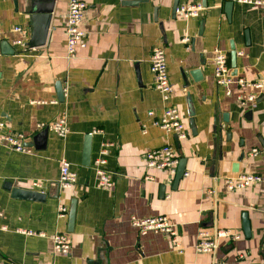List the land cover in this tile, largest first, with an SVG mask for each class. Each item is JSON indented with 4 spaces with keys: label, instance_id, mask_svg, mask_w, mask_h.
Segmentation results:
<instances>
[{
    "label": "crops",
    "instance_id": "obj_1",
    "mask_svg": "<svg viewBox=\"0 0 264 264\" xmlns=\"http://www.w3.org/2000/svg\"><path fill=\"white\" fill-rule=\"evenodd\" d=\"M37 1L0 0L1 133L23 134L27 145L46 129L40 125L63 116L69 133L61 138L49 129L45 150L33 146L18 153L0 145V264H264V184L232 192L225 183L230 176L264 173V92L244 106L237 100L240 90L233 86L232 96H226L214 73L216 50H221L234 76L264 81V8L237 0H180V5L204 8L199 17L184 18L173 16L174 0H85L87 46L70 58L68 0H55L47 45L27 46ZM229 1L234 2L231 20L225 11ZM17 27L26 30V46L16 44L22 39ZM6 46L14 55L4 54ZM156 47L166 51L174 88L171 105L180 110L186 138L153 125L167 106L150 69ZM197 69L198 82L190 75ZM88 136L90 166L84 164ZM165 145L186 160L176 187V175L146 165V154ZM254 149L257 156L251 155ZM102 156L113 180L108 189L99 186L95 170ZM62 160L78 177L71 189L60 186ZM15 189L39 192L46 199L16 198ZM74 201L76 218L69 232ZM61 207L69 210L65 218ZM244 214L250 238L244 233ZM155 216H167L176 225L182 251L170 237L141 235L132 225L133 217ZM200 230L212 236L226 230L240 238H223L215 254H199ZM59 233L68 235L69 254L54 250L51 238Z\"/></svg>",
    "mask_w": 264,
    "mask_h": 264
},
{
    "label": "built area",
    "instance_id": "obj_2",
    "mask_svg": "<svg viewBox=\"0 0 264 264\" xmlns=\"http://www.w3.org/2000/svg\"><path fill=\"white\" fill-rule=\"evenodd\" d=\"M237 2L242 5L264 8V0H237ZM87 7L88 5L85 0H68L66 33L68 37L67 50L70 58L75 56L79 48L85 49L87 46L86 32L83 29V22ZM203 9V6L200 4H184L178 7L177 13L181 14L184 18H197L200 16ZM15 30L22 36V39H19L16 44L26 46V30L22 27H17ZM150 67L153 75L154 87L162 96L163 101L167 104L161 118L153 120V125L159 126L167 132H175L180 138H186L187 133L180 110L177 106L171 105L174 88L168 72L166 51L163 47H156L153 50ZM214 67L217 85L224 88L226 96H232L233 86L239 89L240 92L237 94V100L242 105L247 106L254 104L259 95L264 92V81L248 82L244 78H237L233 75L229 64V56L224 51L216 50ZM246 88H252L255 92L246 94L243 92ZM148 115L150 118H154L155 116L153 112ZM3 127L4 125L0 124V145H4L10 150L18 153L31 151V149L25 145L27 140L25 135L3 134L1 133ZM44 128L53 130L61 138H66L69 133L65 116L48 126L40 125V129ZM107 153V150H102L103 156L107 155ZM258 154L259 150L257 149H254L251 152L252 156H257ZM103 156L95 162V170L99 180V186L101 188L108 189L113 186V180L105 169L107 160ZM179 162V156L170 145H165L146 154V165L148 168L154 170H165L173 177L176 175ZM60 172V186L63 189L73 188L77 183L78 177L77 174L72 171L71 165L68 161H61ZM147 178L149 180L152 179V177ZM225 183L227 188L232 192L247 189L253 185L264 184V173H248L230 176L226 178ZM68 213L69 210L67 207L60 208V217H67ZM132 225L141 235L155 233L164 234L167 237H170L174 247L177 250L182 251L181 245L178 242L179 231L176 225L173 224L167 216H155L150 218L133 217ZM223 238L238 240L240 235L222 230L217 232L215 236H212L208 230H200L196 251L199 254H215L220 246L219 240ZM51 239L56 252L62 254L70 253L71 244L66 233L56 234L52 236Z\"/></svg>",
    "mask_w": 264,
    "mask_h": 264
},
{
    "label": "water",
    "instance_id": "obj_3",
    "mask_svg": "<svg viewBox=\"0 0 264 264\" xmlns=\"http://www.w3.org/2000/svg\"><path fill=\"white\" fill-rule=\"evenodd\" d=\"M180 5V0H174L173 4V16L176 17L177 14V9ZM234 8V2L229 1L226 2L225 4V11L227 14V17L229 20L232 18V12ZM55 9V0H38L33 8L32 14H33V19H34V30H33V35L32 38L28 42V47L31 49H36V48H41L47 45L49 36H50V30H51V23L53 19V13ZM246 39L249 42V32H246ZM7 50L4 53L5 55H14L15 51L9 46H6ZM231 63H232V68L236 71V63H237V51L234 46H232V54H231ZM204 65L205 63L202 62ZM200 70H193L190 72V75L193 77V79L198 82L201 79H197L196 76H200ZM184 80L186 82V85L189 86L187 82L186 75L184 74ZM57 92H58V97L60 101L64 100V92L62 88V83L57 84ZM190 116L191 118L194 117V112L192 109V104L190 102ZM251 112H248V115H250ZM191 125L192 128H194V121L191 119ZM48 134H49V128L44 129L42 132L37 134L34 139L33 143L27 144L26 147H35L37 150H45L47 146V141H48ZM86 148L84 151V164L86 166H90L91 163V146H90V136L86 139ZM245 154H242L240 157V162L243 160ZM185 167H186V160L182 159L179 162V166L176 172V177L174 181L175 187L178 185L180 180L184 177L185 175ZM238 164H235L234 166V171L238 173ZM14 197L20 198V199H27V200H38V201H44L46 199L45 194L39 193V192H34V191H25V190H20V189H15L13 191ZM76 205L77 202L74 201L72 203V208L69 213V232H73L74 230V224H75V218H76ZM243 229L246 237L250 238L252 233H251V226H250V221L248 218V214H244L243 216Z\"/></svg>",
    "mask_w": 264,
    "mask_h": 264
}]
</instances>
